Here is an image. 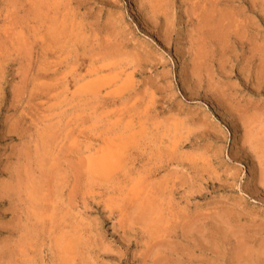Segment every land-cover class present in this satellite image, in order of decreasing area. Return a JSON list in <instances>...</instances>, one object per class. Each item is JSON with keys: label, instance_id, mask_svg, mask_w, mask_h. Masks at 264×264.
Masks as SVG:
<instances>
[{"label": "rangeland", "instance_id": "obj_1", "mask_svg": "<svg viewBox=\"0 0 264 264\" xmlns=\"http://www.w3.org/2000/svg\"><path fill=\"white\" fill-rule=\"evenodd\" d=\"M0 264H264V0H0Z\"/></svg>", "mask_w": 264, "mask_h": 264}, {"label": "bare ground", "instance_id": "obj_2", "mask_svg": "<svg viewBox=\"0 0 264 264\" xmlns=\"http://www.w3.org/2000/svg\"><path fill=\"white\" fill-rule=\"evenodd\" d=\"M220 20V19H219ZM220 25V24H219ZM215 32V31H214ZM218 36V35H217ZM98 158H99V162L101 165H108L109 163H114V159H115V155H114V151L112 149H104V150H101L99 152V155H98ZM45 170V169H44ZM40 187V186H38ZM37 187V188H38ZM41 189V187H40ZM34 190V189H33ZM39 191V190H38ZM147 208V207H146ZM149 209V206L148 208ZM153 212V211H152ZM165 230V229H164ZM163 230V231H164ZM168 240V239H167ZM171 243V242H170ZM238 249V248H237ZM240 249V247H239ZM244 249V248H243ZM241 253V252H240ZM237 254V253H236ZM235 254V255H236ZM165 256V255H164ZM196 257V256H195ZM221 260V259H220Z\"/></svg>", "mask_w": 264, "mask_h": 264}]
</instances>
